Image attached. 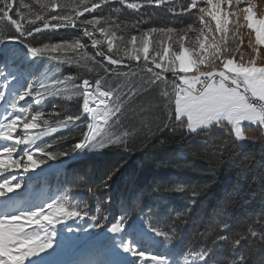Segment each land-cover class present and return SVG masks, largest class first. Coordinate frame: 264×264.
<instances>
[{"label":"trees","instance_id":"1","mask_svg":"<svg viewBox=\"0 0 264 264\" xmlns=\"http://www.w3.org/2000/svg\"><path fill=\"white\" fill-rule=\"evenodd\" d=\"M166 1L181 11L172 14L148 0H15L28 5L22 9L26 18L15 12L13 17L24 25L25 33L32 32L26 43L44 53L37 59V69L44 67L49 73L44 87L49 99L38 111V122L45 129L60 128L36 145L35 159L43 164L70 159L57 175L65 188L66 208L94 222L97 230L119 225L127 231L141 220L166 234L158 239L164 257L180 255L189 264H264V131L260 125L242 126V143L225 123L221 129L212 126L189 133L175 120L174 85L133 70L134 90L123 96L120 112L111 122V130H119L120 136L97 152L89 153L85 147L70 158L89 123L82 110V82L94 84L100 79V88L115 87L130 66L124 52L132 36L140 43L149 32L158 40L162 32L153 29L180 28L197 19L200 7L186 10L188 0ZM133 3L138 5L130 9ZM252 3L253 12L263 16L264 0ZM54 16H62L63 24ZM237 18L245 21L244 14ZM85 20L98 23L84 25ZM85 28L91 37L84 35ZM96 28L103 29L105 37L114 35L111 51ZM12 35H18L15 26L0 23V49L10 42L29 48L6 39ZM94 36L100 41L95 47ZM236 37L229 42L233 51L250 49V39L255 44L244 24ZM75 40L84 47L43 49L44 44ZM256 47L264 51V46ZM258 63L262 64L260 59ZM70 116L80 119L70 122ZM138 238L142 246L150 245ZM202 255H206L203 260Z\"/></svg>","mask_w":264,"mask_h":264},{"label":"rangeland","instance_id":"2","mask_svg":"<svg viewBox=\"0 0 264 264\" xmlns=\"http://www.w3.org/2000/svg\"><path fill=\"white\" fill-rule=\"evenodd\" d=\"M210 1L212 3L206 8L208 15L206 16L205 14V18L199 19L195 25L187 26L183 29L168 28L172 29V31L169 32L168 29L164 30L165 32H162L161 36L156 38L158 40H154L153 36L150 41V37L147 35V39L149 41L148 49L151 43L152 46H155L156 43V47L154 49L151 47V52L148 50L146 61L149 59H155L156 64H160L163 67H170L168 62L171 59V53L178 54L180 51H183V49H187L184 54H186L192 62V60L196 57L192 56L191 52L201 51L199 49L198 42H202L206 46L213 45L215 42L216 44H219L221 48L220 60H217V64H220V61L225 58L226 49L229 53L233 54L230 56L228 55L227 58L232 59L237 65L241 63V57H243L245 66H247V61L251 58L256 59L257 67L264 66V64L258 63V60L260 59L258 56V53L260 52L258 47H256L257 51L255 53L251 48V50H240L237 48L234 51L229 48V42H232L233 40L235 41L240 27L244 24L247 28H249L248 23H252L254 25L253 28H249L252 31L254 42L255 28L260 27L261 31L258 34L257 40L258 42L264 43V24L258 23L259 21L264 20V15L258 16L253 12L254 5L252 0H234L232 2H224L221 0ZM248 9L251 10L252 19L239 22L237 18L238 14H244L246 16L248 15V12L246 11ZM233 13H235V15H233ZM213 16H215V19ZM225 18H227L226 30L218 31V24L222 27ZM96 32L100 37H103L99 30H96ZM92 39L99 42L97 36H94ZM107 40L108 43L111 42L112 37L107 38ZM130 41L132 42H129V47L126 51L127 53L124 52V55L129 56L133 54V48L138 49L141 47V42L138 43L137 40L134 42L132 37ZM181 43H183V49L180 47ZM259 45L264 46V44ZM165 48L167 49V54H165L164 59H161V55L159 53H161ZM204 51L210 58L211 48L206 47ZM24 56H18L17 59ZM140 57L145 59V54L140 52L139 58ZM138 59H133V61H135L133 64H135ZM2 61H0V63H2ZM32 65L33 64L30 63L28 68L31 69ZM198 67L202 70L212 69L210 68L207 60L204 64H200ZM134 69L137 70L135 66H130L124 73H121L122 80L120 84L105 90L106 92L111 91L112 95L109 97L104 111H106L107 108L114 107L113 101H116L117 96L120 97V105L123 96L125 94L132 93L134 90ZM176 69L180 70L179 62H177ZM114 70L116 71L115 68ZM220 70H224L222 65L219 68H216L215 72H219ZM196 74L197 72L181 73L178 77L181 81V77H192ZM42 77L43 75L40 78L42 79ZM6 90L7 88L5 87L0 74V92H3L4 96ZM92 90L94 91V88ZM36 96L37 92L35 93L33 90L31 98L25 97L24 99H31L29 102L32 103L31 101L36 99ZM37 104L38 102L36 99L34 105L36 106ZM34 105L30 104V106L35 107ZM95 109H98L100 113L104 112L97 106H95ZM17 116H20V119L12 126L11 129H9L7 125H10ZM37 116L36 110H32L30 108L27 113L22 114L20 110L13 108L10 103H7V101L2 105V109L0 110V133H13L19 127L25 128V122L29 125L35 124V127L25 128L21 134L16 135L18 136L16 138H18V140L22 139L21 141H24L23 143L27 144V149L31 153L33 160L39 165L41 170L43 169L41 173H36V175L31 177V179L27 180L26 186L15 197L13 204L11 203L12 210L9 212L10 214H0V241L3 239V232L6 233L10 225L22 228L23 233L26 235H39V240L30 241L25 248L20 249V252L26 251L29 247L35 249L31 255L25 257L24 264H153L152 260L157 259L164 261L165 264H189L185 257L179 255L163 258L164 245L158 246L157 244L160 234L144 225L141 220L133 224L128 231L123 232V230L119 228H117L116 231H113L112 229L117 226H113L103 231L95 229L94 222L81 215H69V211L65 205V199L67 198V196L65 197L64 195L65 188L61 184L62 182L57 179V175L63 167H55V164L52 163H39L35 159V155L37 153L36 145L43 137H45L42 135L47 131L38 130L39 128L36 122ZM33 117H35V119H33ZM113 117L108 120L107 124H104L101 127L105 130L103 137L105 145L111 143V141L120 136L119 130H111ZM221 122L217 125L214 122L211 125L201 127L196 131L186 129L189 133L206 130L212 126L221 129ZM242 126L244 125H241V129ZM230 128L232 129L231 125ZM232 130L233 135L237 138L234 129ZM3 138V135L0 134V143ZM237 140L239 143L244 141L242 132L241 138H237ZM101 148L102 147L99 146L87 147V152H97ZM82 149L83 148L78 151L79 154L82 152ZM60 192L61 194L58 195ZM61 207H63V209H61ZM33 213H35V216L31 215ZM12 215H15L16 219H13ZM46 217L49 218L46 219ZM137 235L149 241L150 245L141 246L139 240L133 238V236ZM22 238V236L18 237V239ZM38 244H48L49 247L37 248L36 246ZM125 245H128L130 250H125ZM17 248H19V245H15L13 247V255L20 254V252L16 251ZM138 252H144L145 256L141 258L139 255L134 254Z\"/></svg>","mask_w":264,"mask_h":264},{"label":"snow or ice","instance_id":"3","mask_svg":"<svg viewBox=\"0 0 264 264\" xmlns=\"http://www.w3.org/2000/svg\"><path fill=\"white\" fill-rule=\"evenodd\" d=\"M149 3L152 0H148ZM159 3L160 0H157ZM195 3V0H193ZM28 5L20 3L16 4L15 0H0V23H8L10 25H14L18 35H12L7 37L8 40L20 41L26 43V37L32 36V32L23 31L21 29L20 21L13 17V12H15L16 16H24L22 9L27 8ZM63 7V5L61 6ZM95 7V5H94ZM131 7H137V5H131ZM85 11H88L87 3H84ZM21 9V10H17ZM205 10L201 9V13L203 14ZM248 15L245 16V20H251V10H246ZM235 15V13H233ZM227 16V14H226ZM26 18V16H24ZM215 19V16H213ZM53 19L60 20L61 24H63L62 16H54ZM98 23L96 20H85L83 21L84 25H95ZM258 23L264 24V20L259 21ZM75 27L76 25H71ZM47 27V24H45ZM55 27V26H54ZM249 28H253L254 25L252 23H248ZM227 28V18L223 21V26L221 27L218 24V31H225ZM37 32L40 31L39 28L36 29ZM101 31H104L101 29ZM152 31H161L163 29H153ZM169 32L172 29H168ZM261 31L260 27L255 28V44L251 43V39L249 40V46L252 48L255 53L256 45L264 44L258 42L257 37L259 32ZM84 35L91 37V33L85 28ZM135 37L133 38V41ZM132 41H130L131 43ZM98 41L92 40L93 47L96 46ZM199 43L200 52L193 51L191 52L192 56L196 58L192 60L190 67L197 68V74L192 77H181V83L176 85L175 91V120L185 126L190 131H196L197 129L211 125L212 123L219 124L221 121H227L236 133L237 138H241V122L248 121L252 124L259 123L264 125V66L257 67L256 59L251 58L247 61V66L244 65L243 57H241V63L239 65L235 64L232 59L227 58L230 53L225 49V58L220 61V64H217V60H220V45L215 42L213 45L206 46L202 42ZM27 44V43H26ZM149 41L147 39V34H144V38L141 39V47L133 48V54L129 55V59H138L140 52L145 54V59H147ZM29 47V51L33 55L44 54L42 50L38 47H33L30 44H27ZM84 47L83 44L80 43L79 40H75L72 43H64V44H44L43 49L49 50L52 52L57 51H66V50H76L77 48ZM181 49H183V43L180 44ZM206 47L211 48V57L209 58L205 54ZM109 51H111V42H109ZM187 49H183L177 53H171V59L169 60L170 67L166 66L165 71H173L175 73L177 62H179V69L182 72H187L189 69L185 67L183 62L184 52ZM161 59H164L165 54H167V49H163L161 53ZM103 55V53H100ZM260 58V62L264 64V51H260L258 53ZM207 60L210 68H219L222 65L224 70H220L219 72H215L212 70H202L198 66L200 64H204ZM113 64L118 63L116 60L110 61ZM155 63V59L153 60ZM145 67L147 65L145 64ZM156 67H160V64H156ZM151 72L152 69H149ZM161 73H155V76L159 78ZM97 85H99L100 81H96ZM199 85V87H197ZM83 110L85 112H90L92 114L93 119L95 120L98 115L103 116V121L107 124L108 120L116 116L118 112H120L119 99L117 96L116 101H113L114 107L107 108L106 111L100 113L98 109H92L89 107V82L84 80L83 82ZM34 85H30L29 88L23 91L21 95L17 97L19 100H23L25 97L32 95V90ZM40 93L37 92V97H39ZM112 92H103L100 93V103L105 104L106 100L103 98L110 97ZM4 93L0 92V100L3 99ZM253 101H259V103H254ZM39 102V100H37ZM13 108H16V103L13 102L11 105ZM29 110L24 108L21 110L22 114L27 113ZM246 118V119H245ZM20 119V116H17L15 120L12 121L10 125H7L9 129L12 128L13 125L17 123ZM35 119V117H33ZM80 117H68L70 122H75V120H79ZM35 124L29 125L25 122V128L35 127ZM89 132L84 135V140L79 143V148L85 147H104V134L105 130L100 127L99 123L90 124ZM3 135L4 139H10L11 133H0ZM99 137V139H98ZM20 143L24 141L18 140ZM17 142V141H16ZM20 143H16L19 145ZM78 147L77 143H75L71 149V151L76 150ZM14 151V147H6L4 152L11 157ZM65 153H61L64 155ZM27 158L28 152L24 153ZM18 164L19 161H13ZM28 167L25 165L24 171H27ZM8 182L5 181V184ZM106 186V185H105ZM4 185H0V191H3ZM63 209V207H61ZM69 215H77V213L69 212ZM35 216V213L31 214ZM13 219H16L15 215H12ZM49 217H46L48 219ZM95 219V217H94ZM4 222V221H3ZM119 228V225L116 228H113V231H116ZM158 234L166 235L163 232H159ZM22 236V239H18V237ZM39 235H26L23 233V229L16 226H9L7 232H3V239L0 241V264H24V259L26 256H29L33 253L35 249L29 247L26 251L20 252V249L25 248L30 241L39 240ZM15 245H19V248L16 249L17 252H20L19 255H13V247ZM239 242H237V246ZM37 248H46L49 247L48 244H38ZM125 250H130L128 245H125ZM139 255L141 258L145 256L144 252L134 253ZM206 255H202V260L205 259ZM153 264H165L164 261L157 259L152 260Z\"/></svg>","mask_w":264,"mask_h":264},{"label":"bare ground","instance_id":"4","mask_svg":"<svg viewBox=\"0 0 264 264\" xmlns=\"http://www.w3.org/2000/svg\"><path fill=\"white\" fill-rule=\"evenodd\" d=\"M221 1L232 2V0H221ZM211 3H212L211 1H208V3L204 7V10H205L204 13L206 14V16L208 15L207 11H206V8ZM200 19H202V18H200ZM196 22H198V21H196ZM195 24H193V25H195ZM189 26H191V25H189ZM180 29H183V28H180ZM97 30H99V29H97ZM101 34L103 35V32H101ZM144 34L149 35L150 41H151V37L152 36L150 35V33L149 32H145ZM104 35H103V37H104ZM108 38H111V37H108ZM106 41L108 43L107 38H106ZM135 41L136 40H134V42ZM112 46H113V37H112V40H111V47ZM151 47H152V49L154 47V46H152V43L150 44V47L148 49V50H150V52L152 51ZM147 54H148V52H147ZM140 59H142V58L140 57L138 60H140ZM150 60L153 61L152 59H149L148 61H150ZM183 62H184L185 67H188L189 70H192V69L195 68V67H190L191 61L189 60V57L186 54H184ZM165 67L160 65V67H157V68L164 70ZM176 71H180V70L176 69L175 72ZM103 92H105V91H103L102 89H98V88H96L94 91L91 92V95H90V98H89V107L90 108L95 109V106H97L101 110H103V111L105 110V107H106L107 101H108V97L107 98H103V99L106 100V103L105 104H101L100 103V99H101L100 93H103ZM1 109H2V103L0 104V110ZM87 113L90 116L91 124L99 123L100 127H102L105 124L104 121H103V116L102 115H98L97 118L94 120L93 117H92V114L90 112H87ZM89 125H90V123H89ZM24 130H25L24 127H19L16 131L11 133V138L10 139L5 140L3 138L1 140V143H0V185H4L3 191H0V214H6V213L8 214L9 212H11V210H12L11 203L13 204V201L15 200V197L26 186L27 180H29L31 177L36 175V173H41V171L43 170V169L41 170L39 165L33 160V157L31 155V153L27 149V144H24V143H20L19 145L16 144V143H19L18 138H16L18 136H16V135L21 134V132H23ZM88 132H89V128H87L86 134ZM6 147H14V151H13L11 157H9L4 152V149ZM25 152H28L29 158H27V156L24 155ZM13 161H19V163L18 164H13V163H16V162H13ZM25 165H27V167H28L27 171H24ZM5 181H7L8 183L5 184Z\"/></svg>","mask_w":264,"mask_h":264},{"label":"crops","instance_id":"5","mask_svg":"<svg viewBox=\"0 0 264 264\" xmlns=\"http://www.w3.org/2000/svg\"><path fill=\"white\" fill-rule=\"evenodd\" d=\"M216 69V68H215ZM215 69H210V70H212V71H215ZM246 119V118H245ZM222 123H225L227 126H229L230 127V124L227 122V121H222L221 122V124ZM220 124V125H221ZM217 125V124H216ZM241 125H261V124H259L258 122L257 123H255V124H252V123H250V122H248V121H242L241 122ZM262 127L264 126V125H261ZM232 127V126H231ZM233 129V128H232Z\"/></svg>","mask_w":264,"mask_h":264},{"label":"built area","instance_id":"6","mask_svg":"<svg viewBox=\"0 0 264 264\" xmlns=\"http://www.w3.org/2000/svg\"><path fill=\"white\" fill-rule=\"evenodd\" d=\"M160 77L163 78V75H160ZM197 87H199V85H198ZM253 102H254V103H259V101H253Z\"/></svg>","mask_w":264,"mask_h":264},{"label":"clouds","instance_id":"7","mask_svg":"<svg viewBox=\"0 0 264 264\" xmlns=\"http://www.w3.org/2000/svg\"><path fill=\"white\" fill-rule=\"evenodd\" d=\"M77 145H78L77 149H81V148H79V142L77 143Z\"/></svg>","mask_w":264,"mask_h":264},{"label":"water","instance_id":"8","mask_svg":"<svg viewBox=\"0 0 264 264\" xmlns=\"http://www.w3.org/2000/svg\"><path fill=\"white\" fill-rule=\"evenodd\" d=\"M90 93H91V91H90ZM83 140H84V138H83ZM77 150H78V149H76L75 152H76ZM75 152H74V153H75Z\"/></svg>","mask_w":264,"mask_h":264}]
</instances>
